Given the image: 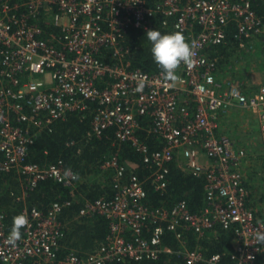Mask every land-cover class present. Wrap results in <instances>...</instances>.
I'll return each mask as SVG.
<instances>
[{"label":"built area","instance_id":"2783aa9c","mask_svg":"<svg viewBox=\"0 0 264 264\" xmlns=\"http://www.w3.org/2000/svg\"><path fill=\"white\" fill-rule=\"evenodd\" d=\"M160 15L164 25L171 21L195 46L192 63H181L176 81L164 80L162 72L130 68L127 49L119 46L126 28H147ZM230 28L241 50L260 52L264 77V15L256 13L251 0H155L151 5L149 0H0V170L19 174L22 196L47 178L74 191L73 171L61 161L27 162V150L53 121L90 102L97 104L93 133L100 136L113 127L116 138L130 142L150 169L142 179L126 177L117 155L104 159L101 168L113 171L112 196L84 201L74 218L104 216L109 235L83 257L71 248L56 259L64 234L60 215L69 200L51 201L46 212L23 207L20 215L28 224L14 245L8 243L10 231L0 211V264L157 259L172 251L164 243L166 232L173 233L183 264H257L264 255V218H256L244 183L245 151L221 133L220 117L232 109L257 115L264 153V84L216 78L218 58L209 51L226 42ZM105 48L112 49L114 62L100 60ZM145 114L152 119L148 130L164 142L161 148L151 149L136 135L139 116ZM174 159L205 180L206 205L197 213L184 199L155 209L144 203L146 183L155 191L166 189ZM215 224L235 237L226 255L229 263L222 260L226 253L205 256L199 244H186L188 233L200 239Z\"/></svg>","mask_w":264,"mask_h":264},{"label":"trees","instance_id":"16d2710c","mask_svg":"<svg viewBox=\"0 0 264 264\" xmlns=\"http://www.w3.org/2000/svg\"><path fill=\"white\" fill-rule=\"evenodd\" d=\"M155 0H149V4ZM158 1V0H156ZM252 8L259 15H264V0H251ZM163 16H155L147 28L129 27L123 32L119 46L123 51L127 49L124 59L129 62L130 68H140L148 73L162 72L151 56V44L145 35L148 30H159L162 34L177 33L171 21L164 25ZM45 26V25H44ZM235 30H227L226 42L215 48L212 47L209 53L218 58L217 65L223 68L233 61H239L250 52L241 50L238 41L234 36ZM180 33V32H179ZM260 39L255 41L259 43ZM112 49L105 48L99 55L100 60L114 62ZM239 52L240 57H238ZM248 57V55H247ZM246 57H244L245 59ZM235 77H238L235 76ZM239 81H244L243 73ZM255 87V86H254ZM247 91V89H246ZM95 103V102H94ZM89 103L82 111H69L63 118L53 121L47 129L37 134L36 139L28 146L26 161L38 165L49 164L61 161L65 169H70L76 175L74 191L52 179H44L38 182L32 190L26 191L27 196H22L24 185L21 183L19 174L15 170H0V211L5 213V225L8 231L13 227V220L20 215V210L27 206H36L47 211L49 203L54 200H69L70 204L62 209L61 221L64 225V234L60 240L57 261L62 259L71 248L76 249L78 255H83L100 243L109 235V223L104 216L94 215L92 218H74L84 201L93 202L100 198H108L113 193V171L103 170L101 165L104 159L117 155L119 162L126 166L125 176L135 174L139 179L146 177L150 169L142 162L141 155L137 153L130 142L120 141L116 138L114 128L104 130L100 136L93 133L91 129L92 119L95 114L96 103ZM152 125L149 115L139 116V129L137 137L145 142L151 149H158L164 145L163 140L157 133L148 129ZM257 157V155L255 156ZM260 166L248 168L251 175L256 179L251 181L244 179L247 189L250 191V204L256 205V218H264V153L261 152ZM256 158V162H257ZM244 175V174H243ZM168 185L162 192L155 191L149 183H146L147 197L144 203L150 209L159 206L173 204L179 200H186L188 209L191 212H199L205 205L204 178L196 176L179 167L177 159L169 164ZM251 183L255 184L259 190ZM261 202V205L259 202ZM186 244L190 248H199L205 256L212 253H226L223 262L229 263L226 258L228 251H231L236 240L232 232L215 224L205 234L197 239L192 233L187 234ZM172 250L170 253H162L157 259L144 260H123L110 264H183V258L175 252L178 247L173 233L166 232L165 242ZM204 264V263H200ZM258 264H264V255L258 259Z\"/></svg>","mask_w":264,"mask_h":264},{"label":"clouds","instance_id":"9594fccd","mask_svg":"<svg viewBox=\"0 0 264 264\" xmlns=\"http://www.w3.org/2000/svg\"><path fill=\"white\" fill-rule=\"evenodd\" d=\"M145 35L151 44V56L161 68L164 80L176 81L178 79L177 69L181 63L188 65L193 61L194 44L187 42L185 36L179 32L162 34L159 30L153 29L146 31ZM142 88L143 84H140L137 90H142ZM27 224L28 219L24 215H18L14 218L8 238L9 244L14 245L21 239V229Z\"/></svg>","mask_w":264,"mask_h":264},{"label":"rangeland","instance_id":"374dc122","mask_svg":"<svg viewBox=\"0 0 264 264\" xmlns=\"http://www.w3.org/2000/svg\"><path fill=\"white\" fill-rule=\"evenodd\" d=\"M255 53L259 59L261 56L260 52L257 50V52L255 51ZM244 57L247 58V54ZM244 57L242 59L240 58V63L242 64L246 60V58L244 59ZM252 70L255 71L252 72L255 74L254 79L257 80L258 76H261L262 70H258L254 68H252ZM243 110L244 109L231 112L233 115L231 120L233 121H230L228 125H225L224 127L222 126V128L220 129H221V133L226 134L234 142L235 145L244 149L246 158H245V163L242 167V172L244 174V179L246 178V180L248 179V181H251L250 178L251 179H256V178L254 175H251L249 173L248 168L252 166H256V164H258L257 166L261 167V164H259L260 161L258 160L257 157H260L261 152L263 151L261 146V135L259 131L258 119L251 112L247 110L246 111ZM223 118L224 117H222V119ZM228 120L230 119L225 118L224 123H226ZM256 155L257 157H255ZM256 158H257V162H256ZM198 160L201 163L205 162V160H202V158H198ZM251 184L256 187L255 191L259 190V188L255 184L253 183ZM259 192L262 191L259 190ZM258 202L261 205V202L260 201ZM256 207L258 206L256 205Z\"/></svg>","mask_w":264,"mask_h":264},{"label":"crops","instance_id":"0c3cea01","mask_svg":"<svg viewBox=\"0 0 264 264\" xmlns=\"http://www.w3.org/2000/svg\"><path fill=\"white\" fill-rule=\"evenodd\" d=\"M251 53L252 52H250V54H247L248 57L246 58V60H245V62L243 64L240 63V60H239V62H237L236 60L235 61L232 60V62L228 63L223 68H221L220 66L217 65L216 71H215L216 78L218 80L222 81V82H227V81H233V82L236 81L237 82V81L240 80V79H238L240 74L243 73L244 82L247 81V82H249L251 84H254V85H257V86L260 83L264 84V77H262V74H261V76L257 75L258 79L255 80L254 79V75L255 74L252 72V71H254V70H252V68L258 69V70H262L263 69V57L260 56V58L258 59V57L256 56L255 52H253L252 54ZM240 54L241 53L239 52L238 57H240ZM237 75H238V77H235ZM254 88H256V86ZM251 90H252L251 87H247V91L248 92H251ZM236 110H241V109H232L230 111H227L226 113H224L220 117V127L221 128H222V126L224 127L225 125H228V123L230 121H233V120H231L232 117H233L231 112H234ZM243 111H246V109L243 110ZM247 111H249V110H247ZM254 116L257 117V115H255V114H254ZM222 117H224V118L222 119ZM225 118H228L230 120H228L226 123H224ZM258 123H259V120H258Z\"/></svg>","mask_w":264,"mask_h":264}]
</instances>
